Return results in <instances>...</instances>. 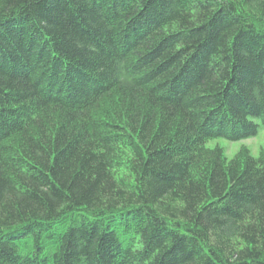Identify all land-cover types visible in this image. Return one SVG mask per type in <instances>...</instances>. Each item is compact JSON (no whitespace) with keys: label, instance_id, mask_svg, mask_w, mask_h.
I'll list each match as a JSON object with an SVG mask.
<instances>
[{"label":"trees","instance_id":"16d2710c","mask_svg":"<svg viewBox=\"0 0 264 264\" xmlns=\"http://www.w3.org/2000/svg\"><path fill=\"white\" fill-rule=\"evenodd\" d=\"M260 124L264 0H0V264H264Z\"/></svg>","mask_w":264,"mask_h":264},{"label":"rangeland","instance_id":"374dc122","mask_svg":"<svg viewBox=\"0 0 264 264\" xmlns=\"http://www.w3.org/2000/svg\"><path fill=\"white\" fill-rule=\"evenodd\" d=\"M205 145L211 148L215 146L221 147L227 159H232L237 156L243 147H245L251 155L258 156L261 152H264V125H259V130L253 137L236 141L219 137L208 140Z\"/></svg>","mask_w":264,"mask_h":264}]
</instances>
